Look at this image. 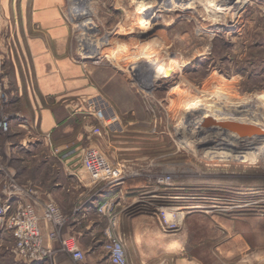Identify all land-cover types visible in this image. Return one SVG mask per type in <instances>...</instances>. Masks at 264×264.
I'll use <instances>...</instances> for the list:
<instances>
[{
  "label": "rangeland",
  "instance_id": "obj_1",
  "mask_svg": "<svg viewBox=\"0 0 264 264\" xmlns=\"http://www.w3.org/2000/svg\"><path fill=\"white\" fill-rule=\"evenodd\" d=\"M62 16L71 67L54 79L76 80L72 89L48 101L18 90V60L0 57V205L16 194L41 208L27 191L58 185L69 221L94 203L102 243L120 217L151 214L167 233L200 221L187 258L197 250L209 254L204 264H264V0H65ZM44 109L54 117L47 131L30 121ZM232 121L260 128V139L220 126ZM88 152L118 189L91 181ZM41 163L53 167L50 184ZM233 232L234 255L216 252Z\"/></svg>",
  "mask_w": 264,
  "mask_h": 264
},
{
  "label": "crops",
  "instance_id": "obj_2",
  "mask_svg": "<svg viewBox=\"0 0 264 264\" xmlns=\"http://www.w3.org/2000/svg\"><path fill=\"white\" fill-rule=\"evenodd\" d=\"M64 3L65 0H2L1 2L3 17L0 28L6 26L7 34L0 40V57L9 58L12 61L18 60L19 66H16L13 61V68L11 69L12 78L13 81L16 80L14 82L18 86V90L24 87L29 92L31 90L38 91L41 99L46 101L49 100L50 96H55L54 94L57 93L55 91L59 88L72 89L76 84V80L72 79L71 83L68 81L71 86H67L66 82L65 87L59 81L57 82V79H54L59 73H70L71 67L70 61L67 59L73 48L69 27L62 16ZM72 75H75V72ZM3 88L9 89L10 84L4 81ZM9 105L12 104L9 103ZM35 105L40 106L36 96L31 107ZM39 116L40 118H36L37 115H34L30 121L37 119L40 128H45L46 131L55 127L54 123L50 124V120H54V117L49 110H42ZM13 120L10 119L9 121ZM37 168L41 171L40 174L44 183L50 184L53 167L47 163H41L37 165ZM65 170L77 175L74 168H66ZM118 186L117 183L107 184V190L118 189ZM43 187L40 182V184H35L31 190L34 191V194L39 193L44 203L53 202L55 196L63 193V188L58 187V185L54 186L56 187L55 191ZM0 194V199H4V193L1 192ZM4 203H6V215H12L18 205L28 203V200L22 198L21 195L12 194ZM55 204L64 216L70 215L67 199L63 205L56 202ZM36 208L40 217L39 228L44 239V245L49 247L54 255L50 259L34 264H110L103 252V243L97 238L100 231V220L95 218L96 207L94 203H90L80 215L78 214L72 221L68 220L66 225L59 229L60 238L62 237L70 244H75L83 252V261H74L71 254L62 251L60 238L56 241H48V235L54 227L43 220L42 207L37 206ZM199 222L187 221L186 227L188 228L179 233H167L162 230L158 216L140 214L132 217H120L117 225L113 227V231L123 244L126 264H204L203 259L207 258L209 254L203 256L201 252L197 253V250H190L188 253L191 258L185 256L186 250L191 249L190 245L187 246V244H193L194 241V227H201ZM210 223L213 225L212 222ZM237 227L240 226L237 225ZM206 230L214 232L215 228L209 227ZM233 237L234 232L231 238ZM211 239L213 240V238ZM236 245L238 247L239 242L235 243V238H233L227 246L221 245L219 248L218 245L216 252L221 251L223 255L227 251L228 256L234 255ZM14 249L15 240L10 233L3 232L0 235V264H25L15 255Z\"/></svg>",
  "mask_w": 264,
  "mask_h": 264
},
{
  "label": "built area",
  "instance_id": "obj_3",
  "mask_svg": "<svg viewBox=\"0 0 264 264\" xmlns=\"http://www.w3.org/2000/svg\"><path fill=\"white\" fill-rule=\"evenodd\" d=\"M6 123L4 122L5 126ZM86 169L93 183H117L113 179V172L108 163L93 152H88L86 155ZM28 193L31 195L34 194V191L30 190ZM110 209L111 207L107 209V215L111 214ZM41 210L43 220L54 227L48 235V241H56L60 238L59 229L66 225L68 218L53 202L43 203ZM104 210L105 207L99 209L101 213H104ZM39 220L36 204L31 201L18 205L12 215H6L5 205H0V235L3 232L11 234L15 240L14 253L25 264L38 263L50 259L54 255L53 251L44 245ZM105 234L107 239L102 244V249L109 263L126 264L125 250L119 237L109 231H106ZM60 248L65 253L71 254L74 261L84 260L83 252L75 244L68 243L62 237L60 238Z\"/></svg>",
  "mask_w": 264,
  "mask_h": 264
},
{
  "label": "water",
  "instance_id": "obj_4",
  "mask_svg": "<svg viewBox=\"0 0 264 264\" xmlns=\"http://www.w3.org/2000/svg\"><path fill=\"white\" fill-rule=\"evenodd\" d=\"M210 123L214 124V122L210 119L208 120ZM220 126L224 129H228L229 131L236 133L240 137L245 136H255L261 134L262 130L251 124H243L237 122H224L221 123Z\"/></svg>",
  "mask_w": 264,
  "mask_h": 264
},
{
  "label": "bare ground",
  "instance_id": "obj_5",
  "mask_svg": "<svg viewBox=\"0 0 264 264\" xmlns=\"http://www.w3.org/2000/svg\"><path fill=\"white\" fill-rule=\"evenodd\" d=\"M264 101V100H263ZM264 135V134H263ZM258 138V139H260V135H259V137L258 136H251V137H248V138H250V139H252V138ZM263 137H261V139H262ZM257 140V139H256ZM263 140V139H262ZM243 141H246V140H243ZM221 149V148H220ZM243 159H245V160H247L248 158H245V157H243ZM250 159V158H249ZM134 202V201H133ZM147 203V202H146Z\"/></svg>",
  "mask_w": 264,
  "mask_h": 264
}]
</instances>
